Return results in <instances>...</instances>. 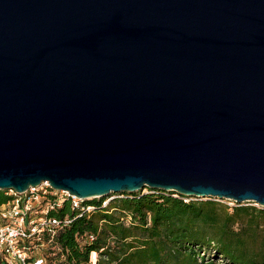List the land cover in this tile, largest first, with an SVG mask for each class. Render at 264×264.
I'll use <instances>...</instances> for the list:
<instances>
[{
    "label": "water",
    "instance_id": "water-1",
    "mask_svg": "<svg viewBox=\"0 0 264 264\" xmlns=\"http://www.w3.org/2000/svg\"><path fill=\"white\" fill-rule=\"evenodd\" d=\"M43 182L264 208V0H0V191Z\"/></svg>",
    "mask_w": 264,
    "mask_h": 264
},
{
    "label": "trees",
    "instance_id": "trees-1",
    "mask_svg": "<svg viewBox=\"0 0 264 264\" xmlns=\"http://www.w3.org/2000/svg\"><path fill=\"white\" fill-rule=\"evenodd\" d=\"M145 191L124 194L105 208L101 200L86 201L99 208L79 218L68 204L52 213L75 218L56 237L67 264H87L92 250L97 264H264V208ZM7 199L0 191V205ZM83 234L94 241L79 244Z\"/></svg>",
    "mask_w": 264,
    "mask_h": 264
},
{
    "label": "built area",
    "instance_id": "built-area-1",
    "mask_svg": "<svg viewBox=\"0 0 264 264\" xmlns=\"http://www.w3.org/2000/svg\"><path fill=\"white\" fill-rule=\"evenodd\" d=\"M7 200L0 205V264H67L66 256L56 241L58 233L73 219L91 213L99 207L86 204L67 191L52 188L47 182L29 187L22 193L5 190ZM64 204L77 212L75 218H57ZM108 202H102L105 208ZM129 222V218H127ZM92 234L77 236L76 240L94 241ZM98 263V252L90 251L87 264Z\"/></svg>",
    "mask_w": 264,
    "mask_h": 264
},
{
    "label": "rangeland",
    "instance_id": "rangeland-1",
    "mask_svg": "<svg viewBox=\"0 0 264 264\" xmlns=\"http://www.w3.org/2000/svg\"><path fill=\"white\" fill-rule=\"evenodd\" d=\"M144 192L145 189L143 190ZM124 194H129V193H124ZM124 194H115V193H111L109 194L108 196L106 197H101V198H95V199H91V200H94V201H102V202H110L111 200L115 199V198H121L122 196H124ZM191 199L192 201H205V200H209V198H196V197H191V198H187V200ZM91 200H88V201H91ZM212 200H215L221 204H226L227 206L229 207H232L235 205V202H232V201H229V200H217V199H212ZM243 204H246V205H253V206H256L254 203H250V202H247V203H243ZM258 208H261L259 206H256Z\"/></svg>",
    "mask_w": 264,
    "mask_h": 264
}]
</instances>
